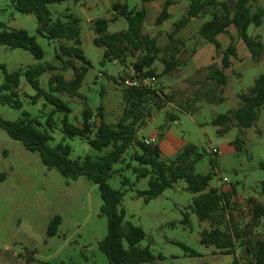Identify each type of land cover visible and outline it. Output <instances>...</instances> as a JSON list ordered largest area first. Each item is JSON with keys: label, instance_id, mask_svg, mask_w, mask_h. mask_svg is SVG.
<instances>
[{"label": "rangeland", "instance_id": "374dc122", "mask_svg": "<svg viewBox=\"0 0 264 264\" xmlns=\"http://www.w3.org/2000/svg\"><path fill=\"white\" fill-rule=\"evenodd\" d=\"M79 1L48 5L53 20L62 19L71 12L81 19L82 48L91 62L80 89L82 97H73L67 93L59 96L71 107L69 118L75 125H82V111L86 103L94 112L93 121L98 122L96 111L101 101L106 122L116 124L125 104L119 83L120 76L124 70L133 67L143 52L129 55L125 66L119 62L103 65V49L96 47L93 40L89 41L87 37V19L113 18L109 31L119 32L125 30L127 24L113 11V4L126 3L130 9H141L143 3L142 0H85L79 5ZM151 1L153 4L144 34L150 37L155 34L158 46L164 49L170 46L169 36L174 24L183 14L177 12L180 10L176 7L177 11H171L169 25L157 27L159 25L155 23V16L159 9L154 6L159 4L157 1L163 0ZM220 1H226L234 7L235 0ZM251 7L253 12L259 8L264 9V0L252 2ZM209 19L206 18L205 21ZM0 24L10 29L26 30L36 37L45 52V57L37 60L28 51L0 45V64L5 65L10 72L45 62L59 65L60 62L55 61L57 47L62 43L71 44L68 41L49 40L38 34L36 16L16 11L9 0H0ZM159 28L161 31L157 33ZM181 32L174 35V40L184 42V45L181 46L172 74L163 75V53L158 54V59L153 64L159 82L158 90L170 96L172 102L159 112L152 109L151 118L139 129L136 138L140 141L151 140L150 144L158 145L164 154L162 158L166 161L174 160L187 147H195L196 152L202 155L196 163V171L213 174L208 189L214 188L229 195L228 217L241 228L252 224L250 238L263 240L264 218L253 222V208L249 200L256 199L264 204L261 188L264 181V107L256 125L242 133L232 125L228 133L219 135L218 130L225 126H213L211 121L239 106L237 95L248 92L254 80L264 73V53L259 62L248 61L243 54L238 56L228 70L229 84L227 82L228 86L226 84L220 93L215 83L206 81L207 67L182 80L183 76L178 70H186L189 74L186 69L192 65L189 59L205 41L197 34L187 42L184 40L185 35L192 31ZM177 35L179 37L176 38ZM248 35L259 36L264 43V23L261 27L251 26ZM196 38L198 39L195 40ZM73 64L80 67L82 63L75 60ZM50 76L47 73L41 77L44 88H47ZM65 77L72 78L73 72H65ZM4 80L0 69V85ZM20 89L23 108L18 110L0 102V115L3 118L15 121L22 116L23 111L37 116L51 110V106L44 105L43 99H39L36 105L31 103L29 97L35 91L23 76ZM219 97L224 100H217ZM167 114H176L178 119L169 122ZM61 117L62 115L56 117L59 125L54 129L52 145L65 138L59 122ZM44 121L42 118V122ZM237 137L242 139L239 148L235 144ZM65 142L72 147L71 159L74 160L86 155L101 156L110 150V147L95 149L81 138H65ZM212 149H216L217 153H211ZM132 152L133 149L130 148L124 156L125 163L131 162L129 155ZM125 163L115 166L116 173L112 175L109 184L123 193L120 208L125 213V222L140 226L145 231L146 237L140 246L149 247L157 257L152 263L140 264H233L234 256L226 255L213 246L201 244V233L211 226L208 222L199 221L188 208L195 195L186 189L185 181L179 180L159 197L145 202L144 197H139L137 192L148 189V179H137L132 169H124ZM132 164L137 166L136 162ZM124 180H128L126 185ZM101 205L96 184L85 177H79L76 181L68 180L55 169H48L41 162L39 154L27 151L19 141L11 139L0 129V264H109L106 255L100 250V243L108 232L107 218L100 213ZM186 213L187 222L184 221ZM55 216H60L62 221L57 235L49 237L48 226ZM231 225L228 223L225 228L229 229ZM191 252L195 255H191ZM237 256L243 264L245 255L242 249L237 250Z\"/></svg>", "mask_w": 264, "mask_h": 264}, {"label": "trees", "instance_id": "16d2710c", "mask_svg": "<svg viewBox=\"0 0 264 264\" xmlns=\"http://www.w3.org/2000/svg\"><path fill=\"white\" fill-rule=\"evenodd\" d=\"M9 1L16 11L36 16L38 34L49 40L68 41L71 44L62 43L57 47L55 61L60 62L59 65L45 62L10 72L5 65L0 64L5 78L4 83L0 85L1 103L18 110L23 108L20 89L23 76L35 91V94L29 97L31 103L36 105L39 99H43L44 105L51 106L48 113L37 116H31L23 111L22 116L15 121L6 120L0 115V129L4 130L11 139L19 141L27 151L39 154L41 162L48 169H55L62 177L72 181L85 177L98 186L102 200L100 213L106 216L108 223L107 236L100 243V250L106 255L109 264L152 263L157 259L149 247L140 246L146 233L142 227L125 222V213L120 208L123 193L113 189L109 184L112 175L116 173L115 166L125 163L124 156L130 148L133 149L132 154L129 155L131 162H126L124 169H132L137 179H148V189L138 191L139 197H144V201L149 202L179 180L185 181L186 189L195 195L188 208L199 221L208 222L211 226L209 230L201 233V244L213 246L226 255L234 256L233 264H241L237 256L238 249H242L245 255L243 264H264V239L252 240L249 236L252 224L241 228L228 217L229 195L220 193L214 188L208 189L213 174L196 171V163L202 155L196 152L195 147H187L174 160L166 161L162 158L158 145H148L136 138L139 129L151 118L152 109L158 112L165 109L168 103L172 102V98L161 91L125 87L119 82L125 104L122 116L116 124L106 122L102 101L96 111L98 122L93 121L94 112L86 103L82 111V125L73 124L69 118L72 109L59 94L67 93L73 97H82L80 89L91 62L82 48L81 20L73 13L64 15L62 19H52L48 5L70 0ZM186 1L189 2L188 10L174 24L173 32L169 36L170 46L164 49L158 46L156 38L144 34L147 19L145 9H130L126 3H114L113 11L126 21L125 30L109 32L113 18H97L91 23L95 34L93 44L103 49L102 64L119 62L125 66L129 55L134 56L138 51H142V57L134 62L133 68L139 72L146 69L147 75H156L153 64L158 59V54L163 53V73L167 74L175 69L177 56L181 52V46L184 45V42L174 40V35L192 18L204 16L210 19L200 27L198 36L205 43L214 46L216 56L220 59L219 63L207 67L206 81L215 83L220 93L228 82L227 71L232 66V59L238 57V41H242L247 47L254 62L260 61L264 53V43L259 36L248 35L251 26L261 27L264 23V9L252 11L251 3L257 0H235L233 8L228 2L220 0ZM172 4L173 0L163 1L161 12L155 19L157 25H161L169 18L168 8ZM230 28L236 30V37L230 35V43L223 49L218 37L229 34ZM0 45L28 51L37 60L45 57V52L36 37L24 29H10L0 24ZM75 60L82 63L80 67L73 64ZM69 70L73 72V77L66 79L65 72ZM47 73L51 76L48 78L47 88H44L41 77ZM100 97H103V91ZM237 97L240 104L236 109L220 114L211 121L213 126H225L218 130L219 135L228 133L232 125L237 127L240 133L256 125L264 107V73L254 80L248 92H241ZM217 100L223 101L224 98L219 97ZM58 115H62L59 122L65 138H81L95 149L103 150L110 147V150L97 157L86 155L75 160L71 159L72 147L65 142V138L54 145L51 144L54 140V129L59 125L56 120ZM167 117L169 122L178 119L176 114H167ZM235 144L239 148L242 139L237 137ZM133 162H136L137 166H133ZM123 183L126 185L128 180H124ZM261 186L264 194V181ZM249 201L253 208L252 220L259 222L264 218V204L256 199ZM187 216L186 213L185 222L188 221ZM61 221L60 216H55L50 221L49 237L57 235ZM228 223L232 224L229 229L225 228L228 227ZM190 254L195 255L194 252ZM158 258L162 259L161 256Z\"/></svg>", "mask_w": 264, "mask_h": 264}, {"label": "crops", "instance_id": "0c3cea01", "mask_svg": "<svg viewBox=\"0 0 264 264\" xmlns=\"http://www.w3.org/2000/svg\"><path fill=\"white\" fill-rule=\"evenodd\" d=\"M70 1H72V0H70ZM83 1H85V0H81V1L77 2V4L80 5L81 2H83ZM163 1L162 2L161 1H157V2H159V4L154 6V7H156V8L159 9L158 10V13L155 16V19L159 15V13L161 12V9H162V6H163ZM142 3H143V5H142V8L141 9H145L147 11V19H146L145 26H144V33H146L145 32L146 31V26H147L148 18L150 16V7H152L151 4H153V2L152 1L150 2V0H149V2H148V0H146V1L145 0H142ZM188 6H189V2L186 1V0H173V4L170 5L169 8H168L169 18L167 20H165L161 25H159L157 27H164L166 25H169L168 24V21H169L170 16H171V11H173V10H176L177 11V8L176 7H178V10H180V11H177V12H179L180 14H183L184 15L187 12V10H188ZM141 9H137V10H141ZM67 10H69V8ZM174 13H175V11H174ZM206 18H209V17H200V18L199 17H195V18H192L189 21V23L185 27H183L182 29H180L177 33L181 32V31L182 32H187V31H190L191 30L192 32L189 33V34H187V35H185V38H184V40H186L188 42L189 40H191V38L193 36H196L198 34L200 27L206 22L205 21ZM92 20L93 19H87L88 24H89V27H88V29H87L86 32L88 34L87 37H88L89 41L90 40H93L94 37H95L94 36L95 34L93 32V29L91 28V23H92L91 21ZM159 31H161L160 28L157 30V33ZM81 34H82V28H81ZM178 35H182V34H178ZM178 35L176 36V38L179 37ZM230 35L236 37V30L234 28H230L229 29V34L221 35V36L218 37V40L221 43V46H222L223 49L227 48V46L229 45V43H230L229 36ZM155 36H156L155 34H152L151 37H155ZM197 39L198 38H196L195 40H197ZM237 48H238V56L239 57H241L242 54H243V56L245 57V59H247L248 61L252 60L251 53L249 52V50L243 44L242 41H238ZM219 60L220 59L216 56L214 46L212 44H210V43H202L201 46L199 47V49H197L196 52L189 59V62H191L192 65H190L188 67L186 66L187 67L186 69L189 70V74H187V72H185L186 70H178L179 71L178 73H181L182 74V76H183L182 80H184V79H186V78L194 75L196 72H198L202 68H205V67L210 66L214 62L219 63ZM235 61H236V58L235 59H232V65L235 63ZM153 69H154V65H153ZM173 71H170L169 73L163 74V75H170V74H172ZM162 72H163V70H162ZM227 74H228V71H227ZM228 84H229V82H228ZM228 84H227V86H228ZM224 92H225L224 95L227 97L226 90H224ZM237 94L238 93H235V95H237ZM162 156H164L163 152H162Z\"/></svg>", "mask_w": 264, "mask_h": 264}, {"label": "built area", "instance_id": "2783aa9c", "mask_svg": "<svg viewBox=\"0 0 264 264\" xmlns=\"http://www.w3.org/2000/svg\"><path fill=\"white\" fill-rule=\"evenodd\" d=\"M147 70L143 69L141 72L135 70L133 67L122 72L119 82L122 86L133 87L139 89L158 90L157 75H147ZM145 144H150L151 140H144ZM211 153H217L216 149H212ZM227 181V179H225Z\"/></svg>", "mask_w": 264, "mask_h": 264}]
</instances>
